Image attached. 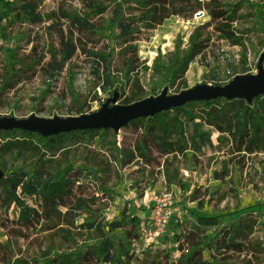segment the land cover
Returning a JSON list of instances; mask_svg holds the SVG:
<instances>
[{
	"label": "trees",
	"instance_id": "obj_1",
	"mask_svg": "<svg viewBox=\"0 0 264 264\" xmlns=\"http://www.w3.org/2000/svg\"><path fill=\"white\" fill-rule=\"evenodd\" d=\"M43 1L0 0V38L4 43L13 40L10 28L14 19H27L32 24L44 22L43 13L38 10ZM112 1L118 11L111 12L103 23L107 25L108 38L102 49L86 48L85 42L74 37L77 32L96 30L97 24L102 22L100 18L108 13L107 6L91 0L78 11L64 9L58 15L51 13L48 16L50 20L60 22L57 43L54 42L42 56L32 54L25 70L10 65L12 61L22 65L16 56V46L0 49V55L8 53V62L0 67L5 72H0V99L6 89L13 87L16 78L22 76L21 73L34 68L46 73L45 87L48 89L49 80L65 67L69 72L74 56L81 55L91 60L96 75L103 77V89H118L125 82L120 94L122 104L131 105L146 96L158 94L165 84L173 85L183 80L188 65L201 54L213 35L219 40L223 38L238 44L237 39L242 33L233 26L245 21L252 23L254 31L264 34V0H168L167 6L157 5L154 0ZM124 3L133 4L126 17L122 13ZM199 10L205 12L208 21L191 33L186 49L180 50L177 46L168 55L158 52L152 69L158 81L149 83L144 90L140 79L130 80V75L140 71L137 43L149 40L154 29L170 16L191 17ZM61 21L67 24V38L63 35L65 25H61ZM115 26L119 33L111 36ZM102 35L99 39H104ZM248 45L253 53H258L264 41L257 44L249 41ZM243 50L245 55L247 47ZM68 82L69 94L73 97L72 79ZM46 95L47 92H43L40 98ZM82 113L83 110H77L78 115ZM119 129L120 138L111 127L49 135L17 128L0 130V229L7 231L11 225L10 231L29 243L35 241L33 236L39 229L46 232L44 237L56 234L66 238L68 244L48 245L44 264H129L132 259L129 241L136 238L140 219L130 214L125 205L119 219L103 222L101 209L93 207L111 195L115 184L108 185V182L112 174L117 183L120 181L112 167L113 160L121 166L141 161L134 171L141 175L140 182L152 179L155 182L153 177L160 166L166 170L168 182H175V174L170 175L167 168L178 165L181 159L197 161V156H217L218 166L212 171L216 180L224 179L234 169L243 171L254 164L264 171V89L248 98L191 100L152 115L132 118ZM187 151L191 152L190 157ZM89 152L98 155H89ZM26 154L30 155L29 161L21 158ZM177 186L180 190H188L184 183ZM29 200L33 204H29ZM78 216L83 217L77 223ZM226 216L196 215L195 231L217 226L219 219ZM59 225L64 227L58 228ZM254 225L255 220L248 213L240 215L213 237L191 234L195 236V242L190 248L178 241L179 250L185 248L187 252L181 253L175 261H171L170 254L157 250L151 252L147 264H227L232 254L254 255L257 245L254 239L248 240ZM114 229H121L123 237L114 235ZM85 232H89L87 239H83ZM205 250L210 252V260L203 257ZM10 252V244L0 242V264H28L23 259H14Z\"/></svg>",
	"mask_w": 264,
	"mask_h": 264
},
{
	"label": "rangeland",
	"instance_id": "obj_2",
	"mask_svg": "<svg viewBox=\"0 0 264 264\" xmlns=\"http://www.w3.org/2000/svg\"><path fill=\"white\" fill-rule=\"evenodd\" d=\"M87 1L45 0L38 5V10L43 13L44 19L41 24H32L27 19H14V24L10 28L13 40L10 43H4L0 38V49L16 46V56L22 62V65H18L16 61H12L10 65L23 71L29 66L27 63L32 58V54L36 53L42 56V54L48 53L54 42L57 43V27L60 26V22L55 19L50 20L48 16L51 13L58 15L64 9L78 11L79 7L82 8V5ZM115 1L123 3L129 0ZM91 2L107 6L108 13L100 18L102 22L97 24L96 30L77 32L74 37L81 43L85 42L86 48L95 50L101 47L99 49H102L108 38L105 28L107 25L104 26L103 23L110 17L111 12L115 13L118 10L114 9L111 0H91ZM154 2L157 5H168V0H154ZM131 5L133 4H123L124 17L127 16V10ZM207 21L208 17L202 10L193 13L191 17L173 15L165 19L154 29L149 40L137 43V56L141 63L140 71L135 75H130V80L140 79L142 89L147 90L149 83L158 81V76L152 71L158 52L161 55H168L177 46L180 50L186 49L191 33ZM61 22V25H65L63 35L67 38L69 35L67 24ZM233 27L242 33L237 39L238 44L223 38L219 40L217 35H213L201 54L190 62L184 72L183 80L176 81L173 85L165 84L158 94L146 96L131 105L122 104L123 97L120 94L125 82L118 89H103L101 86L102 81L104 85L103 77L96 75L91 60L85 59L81 55H75L69 72L65 67L55 75L53 79L49 80L48 89L45 87V83L48 81L46 73L40 69L34 68L21 73L22 76L16 78L13 87L6 89L2 94L0 118L13 120L30 118L41 121L83 119L109 114L119 108L130 107L138 103L171 99L176 95L201 88H227L247 84L264 75V45L261 50H258V53H253L248 45L249 41L254 44L264 41V34L254 31L252 23L248 21L235 24ZM206 29H210V27ZM248 30L252 31L245 34ZM102 33L104 39H99V35ZM118 33V27L115 26L111 31V36ZM244 46L247 47L245 55ZM33 47L35 48L33 49ZM58 47L61 48V46ZM7 62L8 53L5 52L0 55V67ZM0 72L5 73L2 70ZM69 78L72 79L73 97L68 90ZM263 87L260 86L258 92L262 91ZM125 91L127 94V87H125ZM43 92H47V95L41 99L40 95ZM249 96L246 95L247 98ZM79 109L83 110L81 115L77 114ZM36 110H38L37 113ZM115 131L120 138L119 127H116ZM186 153L188 157L191 156L190 151ZM89 155H98V153L89 152ZM21 158L23 161H29L30 155L26 154ZM141 163L138 161L137 164L121 166L114 160L112 161V167L120 181L117 183L115 174H112V179L108 182V185L115 184L111 189V195L102 204L93 206L101 209L103 222L119 219L120 211L125 205L129 213L136 215L140 221L145 218L154 205H161L167 209L175 208L179 214L178 221L173 218L165 236L153 246L152 250V252L164 251L171 255L175 241L182 242L185 248L186 246L190 248L195 242L193 241L195 236L192 237L191 234L199 237L204 235L213 237L221 229L233 224L238 216L248 213L255 220L252 234L248 235V240L254 239V243L257 245L256 252L251 256L245 254L246 252L232 254V257L227 260V264H264V171L257 164L249 165L243 171L234 169L224 179L216 180L212 176V171L218 166L217 156H197V161L181 159L178 165L167 168L170 175L175 174V182H168L163 166L155 171L156 174L153 177L156 179L155 182L153 179L148 182H140L141 175L134 171ZM178 183H184L188 190H180L177 186ZM194 190L196 191L193 193ZM28 202L33 204L31 200ZM61 210L63 211V209ZM234 212L237 213L234 214ZM196 215L205 217L224 215L226 217L220 218L217 226L205 231H195ZM82 217H76L75 221L80 222ZM10 226L7 231L0 229V242L10 244V256L14 259H23L28 264H44L47 259L44 255L47 254L50 243L54 246L68 244L66 238L56 234L44 237L46 232L41 229L38 230L37 235L33 236L35 241L29 243L11 232ZM59 227L64 226L59 225ZM112 233L117 237H123L121 229H114ZM88 235L89 232H85L83 239H87ZM87 242L90 241L87 240ZM243 242L241 241V243ZM203 257L210 260V252L203 251Z\"/></svg>",
	"mask_w": 264,
	"mask_h": 264
},
{
	"label": "water",
	"instance_id": "obj_3",
	"mask_svg": "<svg viewBox=\"0 0 264 264\" xmlns=\"http://www.w3.org/2000/svg\"><path fill=\"white\" fill-rule=\"evenodd\" d=\"M264 86V75L248 82L244 85L230 86L227 88H201L195 91L176 95L171 99H162L138 103L136 105L119 108L112 113L98 115L96 117L83 119H56L41 121L36 119H3L0 118V130L24 129L49 135L62 131H70L84 128L111 127L115 129L124 125L127 121L138 116L152 115L160 110L169 109L187 103L191 100L205 99L209 97H235L253 95L258 92V88ZM264 88V87H263Z\"/></svg>",
	"mask_w": 264,
	"mask_h": 264
},
{
	"label": "built area",
	"instance_id": "obj_4",
	"mask_svg": "<svg viewBox=\"0 0 264 264\" xmlns=\"http://www.w3.org/2000/svg\"><path fill=\"white\" fill-rule=\"evenodd\" d=\"M173 218H175V221H178L179 218L178 211L175 208L167 209L161 205H154L148 211L139 224L136 238L129 241V251L132 255L129 264H136L137 260H139V264H147L153 246L163 239ZM178 244V241L173 244L174 249L170 255L172 262L181 253L187 252L185 248L179 250Z\"/></svg>",
	"mask_w": 264,
	"mask_h": 264
}]
</instances>
